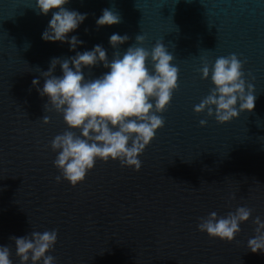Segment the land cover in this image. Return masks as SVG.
<instances>
[{"label": "water", "instance_id": "1", "mask_svg": "<svg viewBox=\"0 0 264 264\" xmlns=\"http://www.w3.org/2000/svg\"><path fill=\"white\" fill-rule=\"evenodd\" d=\"M67 7L87 13L72 33L83 41L75 51L41 38L51 13L37 14L35 0H0V245L11 248L13 264L19 259L10 237L52 229L57 264H264V254L247 248L254 219H264V0H70ZM105 8L119 13L118 25L97 27ZM114 32L129 37L121 55L137 35L144 48L159 42L173 54L178 88L165 124L140 155L138 171L97 160L76 186L57 183L50 142L66 125L62 115L45 113L47 98L32 81L42 87L40 72L52 58L96 44L111 59ZM231 54L243 62L256 101L251 112L221 125L193 107L212 87L201 79L203 61ZM105 71L99 65L85 73ZM238 206L253 211L232 242L197 229L201 217Z\"/></svg>", "mask_w": 264, "mask_h": 264}, {"label": "clouds", "instance_id": "2", "mask_svg": "<svg viewBox=\"0 0 264 264\" xmlns=\"http://www.w3.org/2000/svg\"><path fill=\"white\" fill-rule=\"evenodd\" d=\"M70 0H35L34 10L51 19L42 33L45 42L67 43L75 51L83 44L76 32L87 18V13L70 9ZM121 22V16L112 8H105L96 19V25L111 27ZM127 34L112 33L109 44L114 51L109 59L107 50L96 44L90 50L76 51L74 56L50 61L47 71L40 72L44 80L33 79L32 85L40 97H46L45 113L49 110L62 115L65 130L50 142L56 154L53 166L63 179L76 186L82 182L97 160L118 161L120 165L138 171L140 155L154 139L165 120L163 113L178 88L179 69L174 56L163 43H156L151 50L144 48V37L136 36L135 44L121 55L117 49L128 41ZM27 47V45H26ZM150 63V67H149ZM103 65L107 71L95 78H87L85 70ZM57 66L60 75H55ZM243 62L236 54L220 56L211 64L204 60L200 69L201 79L210 78L212 87L193 111L206 113L221 125L237 119L240 113L251 112L255 107L254 86L244 79ZM47 124L50 117L44 115ZM201 127L206 119L199 121ZM252 209L238 206L224 216L215 211L201 217L197 224L200 232L210 238L232 242L240 233V225L252 216ZM255 235L248 239L247 248L252 253L264 254V219L257 216ZM58 238L56 229L32 231L30 234L10 239L15 245L19 264H57L50 253ZM12 250L0 245V264H13Z\"/></svg>", "mask_w": 264, "mask_h": 264}]
</instances>
